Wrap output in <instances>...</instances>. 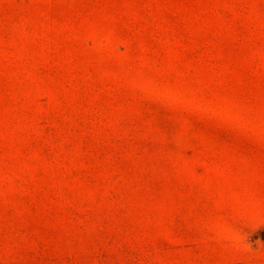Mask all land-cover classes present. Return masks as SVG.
<instances>
[{
    "label": "rangeland",
    "instance_id": "1",
    "mask_svg": "<svg viewBox=\"0 0 264 264\" xmlns=\"http://www.w3.org/2000/svg\"><path fill=\"white\" fill-rule=\"evenodd\" d=\"M0 264H264V0H0Z\"/></svg>",
    "mask_w": 264,
    "mask_h": 264
}]
</instances>
